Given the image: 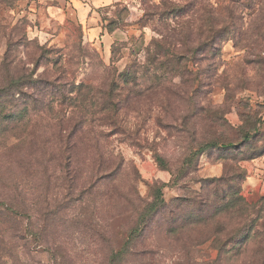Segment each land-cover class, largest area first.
Listing matches in <instances>:
<instances>
[{"label":"rangeland","instance_id":"374dc122","mask_svg":"<svg viewBox=\"0 0 264 264\" xmlns=\"http://www.w3.org/2000/svg\"><path fill=\"white\" fill-rule=\"evenodd\" d=\"M9 71L29 88L0 113V202L23 240L0 264H264V0H0Z\"/></svg>","mask_w":264,"mask_h":264},{"label":"trees","instance_id":"16d2710c","mask_svg":"<svg viewBox=\"0 0 264 264\" xmlns=\"http://www.w3.org/2000/svg\"><path fill=\"white\" fill-rule=\"evenodd\" d=\"M155 54L156 55L152 57L150 62H152V64H155L158 70H165V69L168 70V68H171L173 66V62H175L176 60L175 59L176 57H174V54L170 52L168 48H164V46L160 43H156V53ZM157 55L163 56V59L157 58L156 57ZM15 73H18V71H15ZM8 74H9L8 76H11L8 82L6 83V85L0 87V113H2V111L5 108V102L7 101L6 99L14 96L15 94L25 95V93H22V90L23 88L28 87L22 83L23 81H27L28 78L25 79V77L22 75L15 76V74L11 73L10 71L8 72ZM128 74L131 75L130 72H128ZM13 76H15V78ZM231 130L235 138L236 136H242L244 135V133H246V131L243 128H241V126H238L237 129H234L235 131L233 129ZM248 132L249 131H247L245 136H243V139L247 138ZM233 143L234 141H231L230 139L228 140V139L221 138L220 140H217V139L211 140L208 143L203 142L199 145V148H201V150L202 148H216V147L220 149H230L234 147ZM70 150H71V147H68L67 143L66 144L63 143L62 140L59 141V143H56L54 147H52V151H55V154H57V157H58L56 159V155L54 154L55 161L58 163L61 169H66L67 167L65 162L69 158L68 156H69ZM53 153L54 152H52L51 154ZM156 160L158 161L159 165L162 164L161 159L157 158ZM116 168L118 169V167ZM115 170L116 169H113L111 172H114ZM111 174L112 173H110L109 175ZM218 181L221 182L222 179H218ZM155 193H156V197L154 201H156L157 197L161 198V195H162V192L160 189H156ZM162 202H163L162 200H158L159 204ZM170 208H171V205L166 206L163 203V209L160 210V208L156 205V207L151 208V214H148L146 219L148 217L153 219L159 211L164 212L165 209H170ZM19 215H20V212L19 211L17 212V210H14L13 205L11 203L6 204L4 202H0V260L3 259L7 254H11L9 255V257L11 256L16 257L18 255L17 242L23 240V237L21 236L22 234L18 232V228H17L20 223V221H18ZM8 220H14V221H8ZM146 223L147 221L137 222L136 227L130 231L129 236H125V239L128 240L130 238V239L135 240L137 236L140 235L143 231V227L142 229H140L142 224L143 226H145ZM7 224H11L13 225V227H14V224L16 225V232L12 231L9 236L5 235V231L2 230L3 225H7ZM119 255L120 253H116V254L114 253L110 257L111 264L112 263L115 264Z\"/></svg>","mask_w":264,"mask_h":264}]
</instances>
